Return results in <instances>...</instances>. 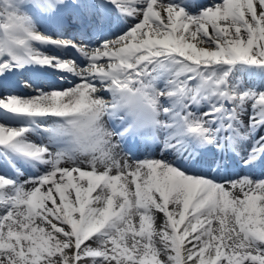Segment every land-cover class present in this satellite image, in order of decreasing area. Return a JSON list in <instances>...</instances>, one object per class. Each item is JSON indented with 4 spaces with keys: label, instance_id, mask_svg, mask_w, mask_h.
<instances>
[{
    "label": "snow or ice",
    "instance_id": "obj_1",
    "mask_svg": "<svg viewBox=\"0 0 264 264\" xmlns=\"http://www.w3.org/2000/svg\"><path fill=\"white\" fill-rule=\"evenodd\" d=\"M0 88V264H264V0H0Z\"/></svg>",
    "mask_w": 264,
    "mask_h": 264
},
{
    "label": "bare ground",
    "instance_id": "obj_2",
    "mask_svg": "<svg viewBox=\"0 0 264 264\" xmlns=\"http://www.w3.org/2000/svg\"><path fill=\"white\" fill-rule=\"evenodd\" d=\"M47 51H51V49H47ZM53 51V50H52ZM58 53H59V55L60 56H62V57H64V55H67V54H69L68 52H66V51H63V50H56ZM74 80V79H73ZM66 87H68V86H65L64 88H66ZM2 91H5V89H3V88H0ZM27 89V88H26ZM27 90H31V89H27ZM7 94V93H6ZM244 119H245V121H247V116H245L244 117ZM259 135H264V131H262V132H260L259 133ZM33 139H35V137H33ZM133 148V150L135 151V153H139V154H141V155H143L144 154V148H143V146L141 147V151H139V146H132ZM154 153V156H156V157H159L160 158V151H159V149H156L155 148V151L153 152ZM170 158V157H169ZM257 177L259 176L257 173L255 174ZM28 176L26 175V177L25 178H27ZM157 217H158V223L159 222H161L162 220H163V215L162 214H157Z\"/></svg>",
    "mask_w": 264,
    "mask_h": 264
}]
</instances>
